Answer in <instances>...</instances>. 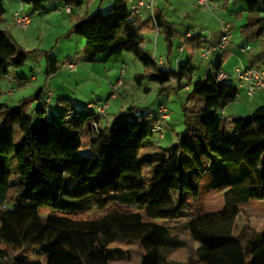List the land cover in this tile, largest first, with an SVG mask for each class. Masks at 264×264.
<instances>
[{
  "label": "trees",
  "instance_id": "16d2710c",
  "mask_svg": "<svg viewBox=\"0 0 264 264\" xmlns=\"http://www.w3.org/2000/svg\"><path fill=\"white\" fill-rule=\"evenodd\" d=\"M20 2L35 10L54 2L81 5V0ZM243 2L248 17L240 28L243 43L264 44V0ZM4 13L0 0V21ZM255 13L261 16H250ZM73 22L70 33L85 40L83 61L129 53L152 69L136 74L135 84L150 81L159 94L192 83L190 97L199 107V119L190 121L185 113L184 132L174 145L139 158L143 143L165 123L158 114L161 105L146 114L145 108L130 106L103 126L93 104L78 107L66 98H58L56 106L51 100L45 103L44 87L14 106L0 103V264H172L177 251L187 252L184 264H264V234L255 236L247 227L233 234L239 206L264 200V105L246 118L220 115L238 94L235 84L216 77L230 46L208 75L192 82L190 60L161 68L143 47L149 28L162 32L168 47L174 37L192 51L203 45L200 35L178 34L160 10L153 8V18L138 24L126 1L114 0L105 13L97 9ZM258 54L256 58L263 57L264 48ZM26 59L27 53L0 30V79L11 68L23 67ZM58 69L47 54L46 78ZM223 123L230 125L232 135ZM17 127L21 141L15 147ZM153 165L154 174L146 181L144 169ZM205 178L209 190L226 189L218 213L190 210ZM93 207L103 212L79 216ZM184 218L186 237L165 225ZM113 243L127 249H111ZM28 249L46 261L25 260Z\"/></svg>",
  "mask_w": 264,
  "mask_h": 264
},
{
  "label": "rangeland",
  "instance_id": "374dc122",
  "mask_svg": "<svg viewBox=\"0 0 264 264\" xmlns=\"http://www.w3.org/2000/svg\"><path fill=\"white\" fill-rule=\"evenodd\" d=\"M125 1L128 6L132 3L130 0ZM210 1L217 4V9L202 8L197 4L196 0H153V5L155 9L163 11V17L172 24V28L178 34H183L185 29L188 28L191 33H200L201 40H203V37L215 40L221 32L220 21L224 20V23L230 24L231 40L234 46L238 47L244 42L240 34V28L246 23L248 18L247 13L243 12L245 10L243 0ZM4 2L7 9L2 16L1 25L7 27L6 31L12 40L19 48L27 53V59L23 67L19 69L11 68L9 77L0 79V103L7 104L8 106L15 105L19 99L33 96L39 87L46 85L45 68L46 55L48 54L55 58L59 66L56 76L51 79V83L49 84V87L54 93V98H51L53 105L56 104L57 96L63 91L66 95L76 97L79 100L97 99L101 105H106L104 115H101L103 126L111 123L114 116L120 112H125L130 106L136 105L138 106L137 108L146 107L142 114H146L147 110L150 109L155 110L160 105L167 109L169 120L167 123H160L164 136L163 139L159 133H153L143 143L139 152V158L149 157L160 148H167L174 145L184 132L185 113H187L190 121L195 123L198 121L199 118L196 113L199 107L195 100L190 97L192 83L187 85L188 91L183 86L177 91L168 90L162 94H159L157 90H152L146 96L142 89L135 84L132 77L135 74L152 72V69H145L131 54L123 53L121 57L110 58L108 62L101 64H86L81 60V49L83 45H80L76 41L80 37L69 33L72 27L65 28L66 19L59 17L61 12L57 11L58 13H55L59 15L52 14L50 19H48L49 17L46 14L41 17L36 15L34 17L35 21L30 16L31 23L23 30L12 19L13 13L16 12L15 10L17 8L15 6V0H4ZM111 3L113 4V0H81V5L73 9H77L81 17L85 15L90 16L96 11L95 9L99 5H102L100 10L105 13ZM262 5L263 2L259 6L261 7ZM239 12H241V16L237 15ZM144 13L145 11H143L141 16H149V14ZM258 15L260 13H255L250 16L258 17ZM143 36L144 42L147 45V52L153 60L162 59L165 62L164 64L171 62L172 66L176 65V60L182 55L179 51V46L182 43L180 42V37H174L170 41L171 45L168 47V43L162 32L155 34V32L145 30ZM229 46H231V42ZM263 48V43H256L255 46L252 44L251 50L249 52L245 51V55L248 57L250 54H258ZM186 53L187 51L184 54ZM220 54L218 52L212 58L203 59L200 57L198 50L193 51L192 63L195 65L193 71L194 76L201 77L205 74L206 68L209 67V70L206 72V75H208L212 71V66L216 63ZM185 56L183 55L184 58ZM238 58L236 52L235 54L230 53L223 64V66L225 65L224 68L222 66L224 71L229 72L231 76L230 82L235 85H238V83L235 80L233 71L239 65L240 58ZM67 61H73L75 63L74 70L61 67ZM182 63H184L183 60ZM251 67L256 66L252 65ZM120 68L125 70L126 74L120 76ZM16 72L24 74L28 79L34 76L36 81H28L26 86L15 87V91L11 95H8L10 88H12L10 86L11 80L16 79L17 81ZM118 79L121 80V83L113 90ZM144 81L153 86H157L150 81ZM113 92L114 97H109ZM238 94L240 97L233 101L230 104L231 106L229 105L230 109L226 110V107L222 110L225 117L232 115L234 117L246 118L252 113L253 110H249V106L247 105L251 99L246 97L242 90H238ZM223 127L227 134L232 135L230 125L223 123ZM20 141L21 134L17 127L14 130L15 147L19 145ZM82 150L86 151V148L83 147ZM153 174L154 165L146 167L143 172V179L149 181ZM207 185L208 178H205L201 182V195L199 199L190 202V210L192 212L201 211L214 214L222 210L226 189L209 190ZM101 212L103 211L93 207L89 211L79 214V216L82 218L94 217ZM43 215L46 216V212ZM185 221L186 218L167 222L165 225L169 226L173 233L181 237H186V231L183 227ZM155 222L161 223L162 221L156 220ZM243 227H247L248 231H251L255 236L264 234V200H250L239 206V212L233 226V234H237ZM189 244L193 246V243L189 242ZM110 248L127 249V247L115 243L111 244ZM187 256L188 254L185 251L175 252L171 257L172 264H184ZM23 257L27 261H40L43 263L46 261V258L34 249H28ZM248 259L249 257L247 256ZM110 264L124 263L113 262Z\"/></svg>",
  "mask_w": 264,
  "mask_h": 264
},
{
  "label": "crops",
  "instance_id": "0c3cea01",
  "mask_svg": "<svg viewBox=\"0 0 264 264\" xmlns=\"http://www.w3.org/2000/svg\"><path fill=\"white\" fill-rule=\"evenodd\" d=\"M114 1V0H113ZM3 3H4V8H5V10L7 9V7H5V2H4V0H3ZM15 3H16V12H22V13H24V14H27V15H29V16H31L32 17V19H34V21H35V18L34 17H36V15H38L39 17H41L42 15H47L49 18L48 19H50V17H51V15L53 14V15H59V14H55V13H58L57 11H59V12H61L60 13V15H59V17L60 18H62V17H64V19H66V21H65V24H66V27L65 28H69V27H72V25L74 24V22H73V19L72 18H74V17H81V15L79 14V12H78V10L77 9H73V8H69V7H65L62 3H60V2H54V3H47V4H43L39 9H37V10H35V9H33L30 5H28V4H25V3H22V2H20V0H15ZM112 4V3H111ZM111 4L109 5V6H111ZM102 7V5H99L98 7H96V9L95 10H97V9H99L100 10V8ZM26 8H27V10H26ZM15 9V8H14ZM108 9H109V7H108ZM217 9V8H216ZM159 10V9H158ZM215 10V9H214ZM101 11V10H100ZM161 12H163L162 10H160ZM96 12V11H95ZM94 12V13H95ZM143 13V12H142ZM145 13H147V12H145ZM144 13V14H145ZM93 14V13H92ZM148 14V13H147ZM88 16V15H87ZM149 18V16L147 15L146 17H144V15H142V16H138L137 17V22H138V24H143L147 19ZM33 22V21H32ZM64 22V21H63ZM224 22V20H221L220 21V26L222 25V23ZM1 23H2V19H1V21H0V30H6V26H2L1 25ZM37 26V25H36ZM148 30H150L151 32H155V34H158L159 32L157 31V29H155V28H149ZM185 33H186V37H192V36H195V35H200V33H191L190 32V30L188 29V28H186L185 29V31H184ZM69 33H70V31H69ZM201 36V35H200ZM219 38H220V33L218 34V36L215 38V40H211V39H208V38H205V37H203V40H202V42H203V45L199 48V50L198 51H200V49L201 48H203V47H205V46H214V45H216L217 43H218V41H219ZM76 41H78V43L80 44V45H83L82 46V49H81V52H82V50H83V47H84V45H85V40L84 39H82L81 37H80V39H77ZM180 42H182L181 40H180ZM231 42V53H233V54H235V52H236V55L240 58H238L239 59V65H237V67H235L234 68V70L236 69V68H242V67H249V65H250V63L252 62L253 64L252 65H254V66H256V67H259V68H264V56L263 57H259V58H256L259 54H254V55H252V54H250V56H248V57H246V55H245V51H243V48L244 47H242V46H246V45H248V46H250L251 47V45L253 44L254 46H255V43H250V44H247V43H241L238 47H236V46H234V44H233V41L231 40L230 41ZM182 45V46H181ZM181 45L179 46V51H180V53H182V55L181 56H179L178 57V59L176 60V65L175 66H172V63L170 62V66L172 67V68H176L179 64H181L182 63V60L185 62V61H187V60H190V62H191V65L195 68V65H193V63H192V50L190 49V47H186V46H184L182 43H181ZM143 47L145 48V50H147V45H146V43H144L143 44ZM233 48H235V49H233ZM185 51H187V53L186 54H184L185 53ZM215 53H218V52H215ZM215 53H213L209 58H212L213 57V55L215 54ZM123 55V54H122ZM121 55V56H122ZM183 55H186L185 56V58L183 57ZM121 56H119V57H121ZM119 57H117V58H119ZM68 59V58H67ZM81 60H82V57H81ZM109 61V59L108 60H106V59H97L96 61H94V62H92V63H88V62H85V61H83L82 60V62H84V63H86V64H101V63H104V62H108ZM161 62L164 64L165 62L161 59ZM165 65V64H164ZM225 66V65H224ZM224 66H223V68H224ZM61 67H63V66H61ZM92 67V66H91ZM221 69L220 70V72H224V73H226L227 75H228V79L227 80H231V76H230V74H229V72H227V71H224V69ZM209 70V67H207L206 68V71H205V74L204 75H202L203 77L204 76H206V72ZM45 71H46V68H45ZM120 72V76H122L123 74H126L125 73V70H123L122 68H120V70H119ZM234 72V71H233ZM56 74H57V72L55 73V74H53V75H51L50 77H48V78H46V80H47V83H46V85H44V86H42V87H44L45 89V93L46 92H49V93H51V98H54V93H53V91L51 90V88L49 87V84L51 83V79L54 77V76H56ZM15 75H16V78H17V81H16V79H12L11 80V84H10V86L12 87V88H10V90H9V92H8V95H11V93H13L14 91H15V87H17V88H19V87H23V86H26L27 85V83H28V81H36V78L34 77V76H31L30 77V79H28L24 74H22V73H20V72H16L15 73ZM136 75V74H135ZM135 75H133V77L132 78H134V76ZM202 76L201 77H195L194 76V72H193V74H192V82H194L195 80H198V79H201L202 78ZM7 77H9V75L8 76H6V77H4V78H7ZM50 78V80H48ZM195 78V79H194ZM20 80V81H19ZM124 85H125V83H124ZM139 88H141L142 89V91L144 92V94L147 96L152 90H154V91H156V90H158V86H153V85H151L150 83H148V82H146V81H142L141 82V84L140 85H137ZM42 87H39L38 89H40V88H42ZM185 88H187L186 90L188 91L189 89H188V87H187V85H185ZM37 89V90H38ZM241 91V90H240ZM242 91H244V93H245V95H246V97H248L247 96V94H246V92H245V90H242ZM109 97H111V94H110V96ZM240 96H239V94H237V97H236V99L235 100H237L238 98H239ZM58 98H66V99H69V100H71L74 104H76V106H78V107H86V106H88V105H91V104H93L94 106H96V105H98V104H100L101 105V103H99V101L97 100V99H89V100H79V99H76V97H70L69 95H66V93L63 91L61 94H59L58 96H57V99ZM249 99H251V101L247 104L248 106H249V110H254V109H256L258 106H261V105H264V92H259V93H257V94H255L253 97H248ZM22 99V98H21ZM21 99H19L18 100V102L21 100ZM17 102V103H18ZM53 101H52V99H51V104L53 105V103H52ZM16 103V104H17ZM55 103H56V101H55ZM15 104V105H16ZM32 106H34V104H31ZM31 105H30V107H31ZM54 105H56V104H54ZM12 106H14V105H12ZM134 106H136V105H134ZM162 106V105H161ZM231 106V105H230ZM230 106L229 107H227L226 108V110L227 109H230ZM29 107V108H30ZM136 107H138V106H136ZM139 108H146V107H139ZM157 108H158V106H157ZM157 108L155 109V110H151L150 109V111H152V112H154V111H156L157 110ZM220 115L223 117V118H225V119H227V120H229L231 117H232V115H228L227 117H225L224 116V113H223V111H221L220 112ZM165 123H167V121L165 122ZM160 125V124H159ZM161 126V125H160ZM163 136V135H162Z\"/></svg>",
  "mask_w": 264,
  "mask_h": 264
},
{
  "label": "built area",
  "instance_id": "2783aa9c",
  "mask_svg": "<svg viewBox=\"0 0 264 264\" xmlns=\"http://www.w3.org/2000/svg\"><path fill=\"white\" fill-rule=\"evenodd\" d=\"M129 9L131 10L134 16H141L142 12L145 11L149 14V17L153 18V0H136L132 1ZM197 4L202 8L208 9H216L217 4L210 0H196ZM12 19L14 23L21 29H26L27 26L31 23V17L22 12H14ZM231 33H230V24L222 23L220 38L216 45L214 46H205L200 49L199 55L201 58L206 59L209 58L215 52H221L226 50L230 43ZM248 47L244 48L243 51H247ZM156 65L159 67H163V63L161 60H154ZM62 66L69 70L75 69V63L73 61H67L62 64ZM235 80L238 85H235L237 90H245L248 97H253L255 94L259 92H264V68H256V67H242L236 68L234 70ZM217 80L223 81L228 79V75L224 72L217 73ZM121 80L118 79L116 85L113 87L119 86ZM45 103H49L51 100V93L46 92L44 96ZM111 97H114V92L111 93ZM96 113L101 116L104 115L106 105H97L94 107ZM159 118L162 122H166L169 120L167 109L164 106H161L158 110ZM155 132L159 133L162 137V127L159 125L155 128Z\"/></svg>",
  "mask_w": 264,
  "mask_h": 264
}]
</instances>
